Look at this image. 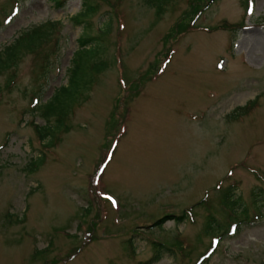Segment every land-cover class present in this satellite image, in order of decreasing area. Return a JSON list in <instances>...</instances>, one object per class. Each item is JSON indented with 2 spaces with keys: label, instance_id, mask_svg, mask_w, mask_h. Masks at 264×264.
Here are the masks:
<instances>
[{
  "label": "rangeland",
  "instance_id": "obj_1",
  "mask_svg": "<svg viewBox=\"0 0 264 264\" xmlns=\"http://www.w3.org/2000/svg\"><path fill=\"white\" fill-rule=\"evenodd\" d=\"M87 1L88 28L74 19L82 0H0V50L39 25L50 34L0 71V264H136L156 243L172 251L153 264H195L207 220L228 216L225 188L250 216L264 193V0H168L160 11ZM83 34L99 36L107 68L47 146L32 110L66 83ZM205 264H264V217Z\"/></svg>",
  "mask_w": 264,
  "mask_h": 264
},
{
  "label": "trees",
  "instance_id": "obj_2",
  "mask_svg": "<svg viewBox=\"0 0 264 264\" xmlns=\"http://www.w3.org/2000/svg\"><path fill=\"white\" fill-rule=\"evenodd\" d=\"M18 0H15L17 2ZM57 6L63 5L64 0H54ZM168 0H148L158 11L163 9ZM97 11L96 7L87 0H82V9L74 16L77 23L83 24L86 28L89 26V18ZM54 22L49 26L53 27ZM108 27V26H107ZM106 27V28H107ZM109 28V27H108ZM107 30V29H104ZM103 30V33L105 31ZM50 37L46 26L39 25L30 30L21 33L11 43L5 45L0 50V71L16 66L24 52L35 51L41 47L40 42L46 41ZM103 53L102 43L99 36L83 34L77 39V48L73 51L69 66L66 69V83L57 87L52 95L44 102L34 106L33 112H37L44 119V124L32 123V126L38 135V138L47 146L53 145L55 135L60 132H68L71 125L67 123L69 116L74 108L88 98L95 76L107 68L106 61L101 57ZM166 60V59H165ZM164 58L159 65H163ZM157 65V71L160 66ZM37 102V100L35 101ZM256 99H252L242 106H236L228 116L237 117L245 114L249 108H252ZM40 155L33 159L27 169L33 171L43 162ZM236 186L228 185L222 192L220 204L228 209V216L221 223L215 217L210 216L205 225V230L210 233L211 240L205 251L198 256L195 264H205L215 252L218 244L232 234L237 233L242 224H251L254 220L264 217V193H254L253 206L255 212L253 216L249 215L248 208L242 203L240 196L235 193ZM259 196L261 202L256 199ZM253 198V196H252ZM171 247L165 244L156 243L153 254L143 261L136 264H153L157 262L166 252H171Z\"/></svg>",
  "mask_w": 264,
  "mask_h": 264
}]
</instances>
